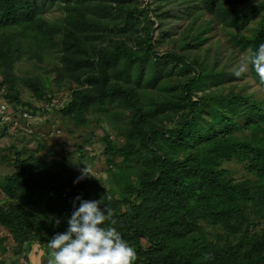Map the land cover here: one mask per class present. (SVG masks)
Here are the masks:
<instances>
[{"label":"trees","instance_id":"1","mask_svg":"<svg viewBox=\"0 0 264 264\" xmlns=\"http://www.w3.org/2000/svg\"><path fill=\"white\" fill-rule=\"evenodd\" d=\"M175 3L0 0L3 99L39 117L55 108L54 88L69 89L56 122L78 113L86 125L89 114L97 116L115 185L105 189L90 173L74 183L84 168L47 145L53 126L45 134L19 127L22 147L0 151V225L16 241L14 264H48L47 241L66 227L78 194L111 207L116 223H106L135 249L134 264H264V93L245 91L233 80L244 72L234 75L239 67L202 48L218 24L245 59L264 42V0ZM55 4L64 13L52 20L45 10ZM186 13L191 19L173 36L171 21ZM170 41L172 49L161 52ZM24 51L57 60L46 73L19 79ZM25 88L42 104L24 100ZM234 159L244 176L223 166ZM52 216L61 218L56 228L46 220Z\"/></svg>","mask_w":264,"mask_h":264},{"label":"rangeland","instance_id":"2","mask_svg":"<svg viewBox=\"0 0 264 264\" xmlns=\"http://www.w3.org/2000/svg\"><path fill=\"white\" fill-rule=\"evenodd\" d=\"M140 6H145L146 0H135ZM152 4V0H148ZM179 0H176V5ZM198 11V10H197ZM63 9L58 5H50L45 10V16L49 19H57L63 16ZM202 18H211V14L208 12H204ZM258 18V17H257ZM189 14H183L182 17L174 19L171 21L174 23V27L170 31L173 36H178L186 24L190 20ZM256 20L251 21V25L255 24ZM170 23V26L171 24ZM250 32V31H249ZM164 34V31L158 30L156 36H160ZM211 38L208 42H205L202 46H211L212 51L221 54L220 59L223 62H228L230 69L238 68L242 64H245L244 56L246 55L244 52H241L237 48L231 47L229 42L227 41L226 34L223 30L220 29L218 24L214 25V29L210 33ZM172 42H164L159 45V50L161 52H165L168 49H172ZM192 54V53H190ZM23 58L18 60L15 65V71L19 77H29L38 72L46 73L48 69H50L54 61L57 60L55 53L49 55L45 54L42 59H39L38 56L34 55L32 52L24 51ZM243 74V73H241ZM51 77L55 76L54 71L50 73ZM232 80V79H230ZM230 80H228L227 85H230ZM233 80L239 83L245 84L246 90L249 92L258 91L257 94L262 95L264 93V86L256 82L250 75L249 67H247V71L244 72V75L241 77H236ZM2 81L0 75V82ZM21 83V82H20ZM23 83V82H22ZM55 95L53 97V105L55 108L64 106L68 101L69 89L67 88H54ZM4 87L0 86V100L3 99ZM32 92L29 88H25L23 92L24 100L31 101L34 104H42L38 103L32 96ZM5 98V97H4ZM12 105V104H11ZM13 106V105H12ZM24 107H19L18 109H23ZM53 108L50 111H43L39 117H32V119L26 124L24 129L26 130H36L39 133H44L48 129L49 125L53 126L54 132L48 137L46 140L47 145L56 149L61 155H63L67 162L81 166L83 168H87V171L90 172L92 180L96 183L102 184L105 189L110 188L114 185V181L112 176H108L107 168V158L108 156L104 153V142L101 137L104 136L103 129L99 126L97 116L92 114L88 115L87 124L82 125L81 115L78 113L75 114L72 122H66L65 125L57 124L58 111ZM172 117L167 115L165 117V121H170ZM103 122V121H102ZM19 135L20 132H14L13 134L2 135L0 137V151L2 154L8 153L10 150L15 151L14 148L17 146L22 147L19 143ZM123 137L118 138V142L123 141ZM26 141V140H25ZM24 141V144H25ZM23 144V143H22ZM37 143L33 141L30 144V148H36ZM44 150H42L43 152ZM29 153H26L28 156ZM223 166L230 168L232 170V174L236 177H241L245 175V169L243 167V163L239 160L234 159L232 161H225ZM1 172L6 173L4 167H0ZM3 175L0 174V178ZM98 196L102 194V190L99 189L97 192ZM0 236L6 237L4 241V245L7 247V251L2 254L0 251V258L4 261L2 264H14L17 260L16 255L13 252V246L16 241L14 236L10 233L9 229L3 225H0ZM15 260V261H14Z\"/></svg>","mask_w":264,"mask_h":264},{"label":"clouds","instance_id":"3","mask_svg":"<svg viewBox=\"0 0 264 264\" xmlns=\"http://www.w3.org/2000/svg\"><path fill=\"white\" fill-rule=\"evenodd\" d=\"M245 61L234 75L246 72L250 64L259 80L264 82V42L251 51ZM89 173L85 167L74 183ZM65 219L64 230L55 231L47 241L48 264H134L136 251L116 227L110 226L116 223L113 210L103 199H85L78 194L73 198L71 214ZM46 220L54 228L61 224L59 216Z\"/></svg>","mask_w":264,"mask_h":264},{"label":"built area","instance_id":"4","mask_svg":"<svg viewBox=\"0 0 264 264\" xmlns=\"http://www.w3.org/2000/svg\"><path fill=\"white\" fill-rule=\"evenodd\" d=\"M32 117L34 116L28 110L17 109L16 111L8 101L0 100V134L19 132L18 128L26 127ZM24 118H26V121Z\"/></svg>","mask_w":264,"mask_h":264}]
</instances>
